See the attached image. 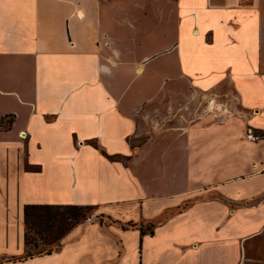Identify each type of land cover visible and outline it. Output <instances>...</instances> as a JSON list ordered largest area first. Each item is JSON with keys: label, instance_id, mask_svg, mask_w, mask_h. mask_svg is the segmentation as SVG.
<instances>
[{"label": "crops", "instance_id": "crops-1", "mask_svg": "<svg viewBox=\"0 0 264 264\" xmlns=\"http://www.w3.org/2000/svg\"><path fill=\"white\" fill-rule=\"evenodd\" d=\"M194 85L239 114L131 144ZM263 116L264 0H0V264H240L264 229ZM25 205L156 226L91 219L27 256Z\"/></svg>", "mask_w": 264, "mask_h": 264}, {"label": "rangeland", "instance_id": "rangeland-1", "mask_svg": "<svg viewBox=\"0 0 264 264\" xmlns=\"http://www.w3.org/2000/svg\"><path fill=\"white\" fill-rule=\"evenodd\" d=\"M228 94L227 91L207 90L197 85H194V88L179 91L177 94H168L161 104L154 107L147 106L141 111L140 119L143 126L138 134L131 138V144L140 146L149 140L153 141V137L158 139L159 136L172 129L184 128L188 124H197L205 118H211L213 121L229 120L230 117L239 114V111L236 110L237 104L233 103L235 101H232L233 97ZM257 122L264 124V116L259 117ZM244 129L246 134L253 136V139L257 138L252 133L251 127L245 126ZM182 207H179V210ZM82 212L88 216L89 220L98 221V218H101L98 215L99 212L96 213L93 208L82 210ZM172 212L174 214L175 211L170 209L166 211L162 215V219L172 214ZM102 219L106 225L114 222L123 228L141 229L143 233L153 232L156 226L155 222L144 225L134 221L115 220L111 217L108 219L106 216ZM29 238L32 239L35 245L37 244V247L30 245L26 249V254L38 255L57 248L55 244L47 245L42 242L33 230L29 231ZM245 244L246 247L245 250L243 249V258L240 264H264V229L259 236L246 241Z\"/></svg>", "mask_w": 264, "mask_h": 264}, {"label": "trees", "instance_id": "trees-1", "mask_svg": "<svg viewBox=\"0 0 264 264\" xmlns=\"http://www.w3.org/2000/svg\"><path fill=\"white\" fill-rule=\"evenodd\" d=\"M264 136V132L261 133ZM110 159L113 157L108 156ZM90 206L76 205H25L24 207V244L27 249L30 245L37 247L31 238L29 231L33 230L47 245L55 244L58 248L63 237L75 226L89 220L82 210H89ZM104 216L100 218L103 224ZM141 230V229H140ZM143 230H141L142 232ZM151 234L153 232H150ZM55 248V249H57ZM52 250L46 252L51 253ZM41 254V253H40ZM34 254H27L33 256Z\"/></svg>", "mask_w": 264, "mask_h": 264}, {"label": "bare ground", "instance_id": "bare-ground-1", "mask_svg": "<svg viewBox=\"0 0 264 264\" xmlns=\"http://www.w3.org/2000/svg\"><path fill=\"white\" fill-rule=\"evenodd\" d=\"M195 34L197 35V34H199V32H198V30L196 29V32H195Z\"/></svg>", "mask_w": 264, "mask_h": 264}]
</instances>
